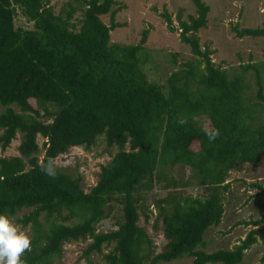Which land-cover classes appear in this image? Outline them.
<instances>
[{
	"label": "trees",
	"instance_id": "16d2710c",
	"mask_svg": "<svg viewBox=\"0 0 264 264\" xmlns=\"http://www.w3.org/2000/svg\"><path fill=\"white\" fill-rule=\"evenodd\" d=\"M190 1L195 16L178 15L177 26L167 12L160 16L194 60L183 61L158 84L138 66L145 29L135 44L110 40L109 32L120 25L114 21L116 0H74L58 12L49 0H0V149L20 134L17 154L0 157V214L13 217L30 208L17 219L31 229L26 264H50L64 243L87 239L82 257L96 252L106 264L182 256L191 258L187 264H238L257 238L264 241V230L254 227L264 222L262 214L231 248L204 250L206 229L221 220L229 172L243 163H264V124H253L261 103L246 101L242 73L228 76L213 64L211 51L200 48L196 32L205 26L208 6ZM18 13L29 27L15 24ZM105 14L108 24L100 18ZM230 30L237 38L264 37V26L235 24ZM255 83V99L264 102L258 74ZM182 118L186 124L178 123ZM208 130L218 131L214 140L205 135ZM98 136L116 150L87 191L78 176L57 169L53 178L41 171L49 158L71 147L88 149ZM175 165L186 167L207 192L192 196L171 188L156 201L150 224L156 228L159 222L165 242L152 253L139 223L140 216L147 223L151 215L145 195L165 179L163 169ZM168 182L176 185L172 178ZM111 203L120 209L115 227L95 231ZM102 246L110 248L102 253ZM260 260L264 264V256Z\"/></svg>",
	"mask_w": 264,
	"mask_h": 264
},
{
	"label": "rangeland",
	"instance_id": "374dc122",
	"mask_svg": "<svg viewBox=\"0 0 264 264\" xmlns=\"http://www.w3.org/2000/svg\"><path fill=\"white\" fill-rule=\"evenodd\" d=\"M201 1L208 6V11L205 26L196 32L200 48L207 47L211 51L209 57L213 64L223 69L228 76L242 73L243 81L248 86L244 91L246 101L249 104L255 101L261 103V106L256 107L253 124H264V102L255 99L257 87L255 74L260 77L262 94H264V37L237 38L230 30V26L235 24L238 28L264 26V0ZM67 2L75 4L74 0H49V5L54 12H58ZM116 2L115 6L118 10L114 14V21L120 25L109 32L110 40L120 44H135L145 29L146 38L143 48L138 52L140 60L138 66L146 74L148 81L163 84L167 75L172 70L178 69L183 61L194 60L189 47L179 41L177 31H169L160 16L163 11L167 12L173 25L177 26L178 15L182 20L187 19L188 15L195 16V8L190 0H116ZM79 15V11H76L73 16L77 19ZM100 18L108 24L107 14L101 15ZM14 21L17 26L29 27L19 13ZM75 24L77 27L78 23ZM244 65L249 67L243 70ZM29 102L36 107L32 100ZM37 108L41 109L39 106ZM2 109L3 107L0 106V111ZM19 140L20 134L16 133L9 145L4 150L0 149V157L16 155ZM37 141L40 146L41 138L38 137ZM196 147V144H192L193 149ZM115 150V147H107L102 136H98L90 148L71 147L54 161L58 170L71 176H78L81 188L87 191L95 180L99 166L107 163ZM163 173L165 179L145 195V203L151 211L149 221L143 223L142 217L139 218L140 225L146 229L151 238L152 253L158 252L165 242L159 222L156 228H152L150 224L156 212L154 208L156 201L162 199L171 188L175 190L174 193L180 192L192 196H202L207 192L205 188L194 184L191 172L182 165L167 166L163 169ZM170 178L176 182L174 187L168 182ZM225 182H228V188L222 194L221 220L217 226L208 227L203 235L204 250L207 252L218 248H231L252 228V225L248 224L249 221L256 220L264 214V192L261 191L264 187V163L255 166L243 163L229 172ZM165 183L170 184L166 189L162 188ZM29 210L30 208L22 209L10 218L18 223L17 219ZM119 215L120 209L117 205L111 203L106 206L105 216L95 225V231L114 228ZM254 227L264 230V222ZM22 230L31 237V229L28 225L22 227ZM88 241L89 239L64 243L62 253L53 258L50 264H106L101 254L96 252L90 253L87 260L82 257L81 251ZM109 248L110 246H102V253ZM262 256H264V241L257 238L245 250L238 264H261ZM190 260V257L182 256L154 264H187ZM143 264L149 263L144 261Z\"/></svg>",
	"mask_w": 264,
	"mask_h": 264
},
{
	"label": "clouds",
	"instance_id": "9594fccd",
	"mask_svg": "<svg viewBox=\"0 0 264 264\" xmlns=\"http://www.w3.org/2000/svg\"><path fill=\"white\" fill-rule=\"evenodd\" d=\"M178 123L183 125L187 120L182 118ZM205 135L211 141L216 138L218 131L208 130ZM40 168L50 177L55 178L57 175L53 158H49L47 163H41ZM26 251H31V237L7 214H0V264H26L22 259Z\"/></svg>",
	"mask_w": 264,
	"mask_h": 264
}]
</instances>
